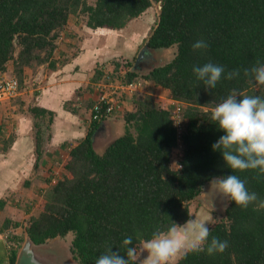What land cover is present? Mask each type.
<instances>
[{
	"label": "trees",
	"instance_id": "1",
	"mask_svg": "<svg viewBox=\"0 0 264 264\" xmlns=\"http://www.w3.org/2000/svg\"><path fill=\"white\" fill-rule=\"evenodd\" d=\"M159 2V20L146 44L150 50L176 47L174 57L144 74L128 58L115 61L114 70L125 73L122 83L142 80L146 88L151 80L183 102L182 129L153 97L133 93L136 108L125 112L129 94L116 93L124 105L125 132L100 152L93 135L112 116L103 113L94 121L70 151L68 174L45 192L43 210L26 226L35 245L73 235L71 252L81 264H95L108 245L123 252L125 237L139 244L150 239L157 226L164 230L171 220L181 225L193 218L190 204L213 177L238 175L264 200V177L255 171L231 172L221 153L213 151L224 133L210 118L212 108L232 89L264 97V86L250 83L243 74L257 61L264 63V0H0V73L12 62V77L21 92L27 69L45 64L50 71L57 68L54 54L70 16L86 15L90 28L120 30ZM198 40L208 48L194 51ZM207 62L222 65L225 74L239 70L240 76L222 78L215 89L206 90L192 69ZM113 75L110 72L107 81H114ZM30 110L53 120L51 111L38 106ZM175 149L181 152L176 168ZM212 237L228 241L223 253H189L177 264H264V209L228 203L221 221L210 226L209 240ZM18 248L11 251L13 264Z\"/></svg>",
	"mask_w": 264,
	"mask_h": 264
},
{
	"label": "crops",
	"instance_id": "2",
	"mask_svg": "<svg viewBox=\"0 0 264 264\" xmlns=\"http://www.w3.org/2000/svg\"><path fill=\"white\" fill-rule=\"evenodd\" d=\"M60 43L55 51V70L50 71L45 64L37 70L27 71V85L22 89L20 99L15 100L24 102V106L7 108L5 103H0L5 104V107L0 106V264H13L11 251L19 247L14 263L17 264L27 240L25 216L19 211L23 208L27 212L29 208L22 206L21 201L34 191L45 196L55 178L60 177L59 172L68 174L66 165L70 151L86 137L93 124L90 116L97 87L107 85L111 91V83L116 87L122 83L107 81V75L113 73L114 68L108 71L110 66L102 61L104 56L98 49L97 53L94 49H76L65 59L67 49L63 50L62 58L57 54L62 50ZM146 67L149 66L142 68ZM34 70L36 74H33ZM11 73L13 69L9 64L8 70L0 76L12 77ZM131 105L128 104V108ZM35 106L53 112V120L50 121L49 114L36 117L30 110ZM122 123L117 117L109 118L104 123L106 132L104 138L100 137V143L107 144L109 140L111 143L117 138L118 132L125 127ZM11 245H14L12 249L9 248Z\"/></svg>",
	"mask_w": 264,
	"mask_h": 264
},
{
	"label": "clouds",
	"instance_id": "3",
	"mask_svg": "<svg viewBox=\"0 0 264 264\" xmlns=\"http://www.w3.org/2000/svg\"><path fill=\"white\" fill-rule=\"evenodd\" d=\"M194 51L206 50L208 44L198 40ZM196 79L206 90L215 89L222 78L233 80L240 76L239 70L225 74L222 65L207 62L202 66H193ZM244 76L256 86H264V63L244 69ZM211 120L224 135L212 145L213 151H219L225 165L231 172L255 171L257 177H264V97L244 94L236 89L211 110ZM218 191L228 203L234 202L241 209L255 205L257 210L264 209V200L246 187V181L238 175L213 177ZM170 218V217H169ZM171 219V218H170ZM167 229L157 226L151 238L137 244L132 237H125L122 246L113 250L108 245L95 264H177V261L189 253L206 252L208 255L223 253L228 241L210 237V225L214 219L191 218L182 225L173 220Z\"/></svg>",
	"mask_w": 264,
	"mask_h": 264
},
{
	"label": "rangeland",
	"instance_id": "4",
	"mask_svg": "<svg viewBox=\"0 0 264 264\" xmlns=\"http://www.w3.org/2000/svg\"><path fill=\"white\" fill-rule=\"evenodd\" d=\"M88 3L95 4L96 0H88ZM159 3H155L146 12H144L139 17L131 20V22L125 28L120 30H112L109 28H96V29L90 28L86 25V21H87L86 15L84 14L72 15L70 16L66 28L60 32V37L58 42L59 43L61 42L60 47L62 46V50L57 54L62 58L63 50L67 49L66 52L64 53L66 59L68 58L66 57V55L70 53L72 54V51H75L76 49L77 50L80 48L94 49L96 53L99 50L101 51L100 55L104 56L102 58V61L104 62L106 61L107 64H109L110 66L108 68L109 69L108 71H110L112 68L115 69V61H118L121 58L123 59L128 58L134 61V63L138 66L139 71H141L142 73H147L144 71H149L150 69H148V67H146L147 69L142 67L144 66L155 67L156 65L164 64L165 62L171 61V59L174 57L176 52V47L169 49H162V50H150L146 44L147 38L150 36L152 29L157 25V22L159 20V15H160ZM107 54H109V56H107ZM55 58H56V54H54V59ZM9 64H11L12 69H14L13 63L10 62ZM37 69L38 68H36L35 70ZM28 70L29 69H27V71ZM35 70L33 74H36ZM113 73H114L113 77L115 78L114 82L117 81L119 83L125 80L124 72L117 73L115 70H113ZM10 75L15 76V73L13 72ZM32 80L33 78L31 79V81ZM146 83H147L146 84L147 91L146 93L139 94L142 95L141 98L151 96L161 107L168 109L169 111H172L174 108L173 101L175 99L172 98L171 94H169V92L165 93L164 88L155 85L154 82L151 80L147 81ZM18 97L19 96L15 97V100ZM15 100L13 99V101L11 100L10 102H7V100L0 101V103L2 102L5 103L7 108L14 106L23 107L22 102L17 103L15 102ZM128 100L129 102L130 101L132 102L133 96L129 95L127 101ZM14 103H16V105ZM129 104L132 105L129 108L127 106L125 112L128 110H134L136 108V104L134 103V101L133 103H129ZM4 105H0V106L3 107ZM125 112L114 114L112 117L113 118L117 117L118 119H121L123 122L122 124H124L123 118ZM105 122L101 123V125L104 124ZM101 125L96 129L93 138L95 134L98 133L96 138H94L95 146L98 148L100 152H103L106 146H108V144L110 143V140L107 138V140H109L107 144L100 143V139H101L100 137L104 138V132H106L105 128L104 130L100 129ZM124 132H125V127H123V129L120 132H118V135L120 136L121 133L123 134ZM116 136L117 135H115L113 138H115ZM0 148L2 147L0 146ZM180 156H181L180 149L178 150L175 149L172 157V167L176 168L175 163L180 158ZM65 173L63 174L62 172L63 174L62 175L59 172L58 174V176H60L59 178H62L65 175ZM59 178H55L54 180L55 183H57ZM26 197L27 198L21 201V204L24 207H26L27 205L29 211L25 212L23 211V208H20L21 211H19V213H22L25 216L23 221L26 222V224L28 225L31 219L30 217L39 215L40 212L43 210L46 199L45 196L36 193V191H34L31 196L26 195ZM197 198H198L197 200L191 202L190 204V210L193 214V218L199 219V218H206L212 216L214 221L210 226L221 221L223 215H225V210L228 203L226 201V198L223 197V195L218 191L215 184H211L210 182V185L206 187V189L202 191ZM23 231L25 232V230ZM72 239H73V235H69L65 238H60L58 242H60L63 246L60 247V249H64V250H61L60 252L58 251L57 254L53 251H50V254L58 257L61 264H68L67 262L68 258L66 257L65 253L71 249ZM50 241L51 240H49V242ZM22 244H24V242ZM64 247H66V250ZM43 250L45 251V249ZM69 255L71 256L70 261L72 260V264H79L73 258L71 250L69 251Z\"/></svg>",
	"mask_w": 264,
	"mask_h": 264
},
{
	"label": "built area",
	"instance_id": "5",
	"mask_svg": "<svg viewBox=\"0 0 264 264\" xmlns=\"http://www.w3.org/2000/svg\"><path fill=\"white\" fill-rule=\"evenodd\" d=\"M114 82V81H111ZM111 91H108L107 85H99L97 87V98L94 106L91 109V122L100 121L103 113L106 117L119 114L123 111L124 105L118 102L115 94L119 96L126 94H133L135 92L144 93L146 91L144 81L135 80L129 83H121L117 87L111 83ZM19 82L16 78L0 76V101L11 100L20 94ZM174 108L171 112V118L174 121V125L179 130L182 129V121L184 120L183 107L184 104L179 100L173 101ZM11 245L9 248H12Z\"/></svg>",
	"mask_w": 264,
	"mask_h": 264
},
{
	"label": "water",
	"instance_id": "6",
	"mask_svg": "<svg viewBox=\"0 0 264 264\" xmlns=\"http://www.w3.org/2000/svg\"><path fill=\"white\" fill-rule=\"evenodd\" d=\"M159 7L161 9V5L159 3ZM18 41V39L16 40V42ZM104 128L106 129L105 124H102L100 129L104 130ZM98 135V133L95 134L94 138H96V136ZM61 237H56L54 239H52L49 243H47L46 245H35L34 242L32 241L31 237L29 235H27V240L25 245L23 246L21 253H20V257L18 259L17 264H49L48 260L46 259V252L42 250V248H44L45 246L48 245H52V243L58 241ZM41 248V249H40ZM40 250V251H38ZM25 259H27V262L24 263Z\"/></svg>",
	"mask_w": 264,
	"mask_h": 264
},
{
	"label": "flooded vegetation",
	"instance_id": "7",
	"mask_svg": "<svg viewBox=\"0 0 264 264\" xmlns=\"http://www.w3.org/2000/svg\"><path fill=\"white\" fill-rule=\"evenodd\" d=\"M157 66V65H156ZM140 68V67H139ZM150 70L153 68V66L151 67H148ZM52 240V239H51ZM49 242V241H48ZM47 242V243H48ZM47 243H45V244H42L43 246L44 245H46ZM60 247H63L62 246V244L60 243V242H58V241H56V242H54V243H52V245L50 244V245H48V246H45L44 248H42V250L43 249H45V252L47 253L46 254V256H47V260H48V262H49V264H61L60 263V261H59V259H58V257H56L55 255H52V254H50V251H53V252H55L56 254H57V252L59 251H61V250H64V249H60ZM65 248V250H66V247H64ZM41 249V248H40ZM71 250V249H70ZM69 250V251H70ZM38 251H40V250H38ZM44 251V250H43ZM69 251H67L66 253H65V255H66V257L68 258L67 259V262H68V264H72V260L70 261V258H71V256L69 255ZM74 258V257H73ZM79 264H81L80 263V261H78V260H76ZM25 262H27V259H25V261H24V263ZM27 264V263H26Z\"/></svg>",
	"mask_w": 264,
	"mask_h": 264
}]
</instances>
